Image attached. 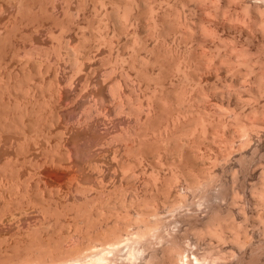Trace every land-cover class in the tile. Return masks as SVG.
Instances as JSON below:
<instances>
[{"label":"rangeland","instance_id":"rangeland-1","mask_svg":"<svg viewBox=\"0 0 264 264\" xmlns=\"http://www.w3.org/2000/svg\"><path fill=\"white\" fill-rule=\"evenodd\" d=\"M213 1L0 0V264H91L118 236L115 264L211 261L238 224L227 264L264 263V0Z\"/></svg>","mask_w":264,"mask_h":264},{"label":"bare ground","instance_id":"bare-ground-1","mask_svg":"<svg viewBox=\"0 0 264 264\" xmlns=\"http://www.w3.org/2000/svg\"><path fill=\"white\" fill-rule=\"evenodd\" d=\"M210 1H211V0H210ZM214 1H215V0H214ZM214 1H213V2H214ZM217 1L221 2L220 0H217ZM224 1H225V0H224ZM238 1H241V0H238ZM238 1H237V2H238ZM246 1H247V0H246ZM213 2H212V3H213ZM225 2H226V1H225ZM227 2H228V1H227ZM237 2H232V3H236V5H237ZM244 2H245V1H244ZM252 2H253V1H252ZM254 2H255V1H254ZM257 2H258V1H257ZM257 2H255V3H257ZM262 2H263V1H262ZM212 3H210V4H212ZM242 3H243V2H242ZM230 4H231V3H230ZM240 4H241V3H240ZM240 4H239V7H240ZM243 4H244V3H243ZM249 4H250V3H249ZM249 4H247V5H249ZM206 5H207V4H206ZM213 5H215V3H213ZM226 5H227V4H226ZM244 5H245V4H244ZM257 5H258V4H256V6H257ZM215 6H217V8H218L219 3L217 2ZM220 6H221V5H220ZM220 6H219V8H218L219 10H222L224 7L226 8V6H224L222 9H220ZM252 6H253V5H251V7H252ZM254 6H255V5H254ZM261 6H262V5H261ZM263 6H264V5H263ZM208 7H209V6H208ZM221 7H222V6H221ZM231 7H232V6H230V8H231ZM214 8H215V7H214ZM230 8H228V10H230ZM237 8H238V6H237ZM241 8H242L243 11H244V8H245V7L243 8V6H241ZM249 8H250V6H249ZM249 8H248V10H250ZM211 9H212V7H211ZM211 9H210V10H211ZM218 9H217V12L219 11ZM231 9H232V8H231ZM246 9H247V8H246ZM246 9H245V10H246ZM252 9H253V7H252ZM254 9H255V8H254ZM260 9L262 10V7H260L259 10H260ZM210 10H209V11H210ZM223 10H225V9H223ZM228 10L226 9L225 11H228ZM233 10H234V9H233ZM248 10H247V11H248ZM261 10H260V13H261V15H262V13H264V12H262ZM202 11H205V10H202ZM209 11H208V9H207L208 15H210V13H211V11H210V13H209ZM215 11H216V9H215ZM234 11H235V10H234ZM241 11H242V10H239V11L237 12V14H238L239 12H241ZM247 11H246V12H247ZM254 11L259 12V11H257V10H254ZM254 11H253V12H254ZM263 11H264V10H263ZM207 12H206V14H207ZM217 12H216V13H217ZM219 12H220V11H219ZM219 12H218V13H219ZM231 12H232V11H231ZM235 12H236V11H235ZM244 12H245V11H244ZM216 13L214 12V14H216ZM220 13H221V12H220ZM229 13H230V12H229ZM229 13H228V14H229ZM241 13L243 14V12H241ZM247 13H248V14H246V13H245V14L248 15V17H249V16H250V11L247 12ZM254 13H255V12H254ZM254 13H253V14H254ZM260 13H259V14H260ZM234 14H236V13H232V17H233V18H231L232 20L235 19ZM242 14H241V15H242ZM259 14H258V15H259ZM217 15H218V14H217ZM217 15H215L217 18H218V16H219V17L222 16L221 14H219L218 16H217ZM220 15H221V16H220ZM224 15H225V13H224ZM246 15H245V16H246ZM263 15H264V14H263ZM263 15H262V16H263ZM225 16H227V14H226ZM235 16L237 17L236 20H238V19L240 18V17L238 18V15H235ZM239 16H240V15H239ZM262 16H261V17H262ZM216 17H215V18H216ZM229 17H230V15H229ZM229 17H228V19H229ZM243 17H244V16H243ZM246 17H247V16H246ZM254 17H256V16H253V18H254ZM259 17H260V16H259ZM263 17H264V16H263ZM263 17H262V23L264 22V18H263ZM224 18H226V17H224ZM228 19H227V20H228ZM231 19H230V20H231ZM243 19L245 20V19H247V18H243ZM258 19H259V18H258ZM258 19H257V20H258ZM219 20H220V19H219ZM221 20H222V18H221ZM236 20H235L234 22H236ZM239 20H240V19H239ZM216 21H217V20H216ZM245 21H246V20H245ZM227 22H228V21H227ZM229 22H231V21H229ZM237 22H238V21H237ZM242 22L245 23L244 21H242ZM249 22H250V21H249ZM249 22H248V23H249ZM216 23H217V22H216ZM219 23H220V22H219ZM248 23H247V25H248ZM253 23H254V21H253ZM258 23H259V22H258ZM221 24H222V21H221ZM228 24H229V23H228ZM232 24L235 25V23H233V21H232ZM240 24H241V23H240ZM250 24H251V23H250ZM255 24H257V23H255ZM263 24H264V23H263ZM238 25H239V24H238ZM253 25H254V24H253ZM214 26H215V24H214ZM219 26H220V25H219ZM241 26H244V25H241ZM259 26H260V23H259ZM261 26H262V24H261ZM261 26H260V29L262 28ZM217 27H218V26H217ZM223 27H224V26H223ZM247 27H248V26H246L245 28H247ZM249 27H252V26H249ZM256 27H257V26H255V28H256ZM225 28H226V27H225ZM236 28H237V27H236ZM251 29H252V28H251ZM263 29H264V28H262V30H263ZM229 30H230V29H229ZM236 30H238V29H236ZM242 30H243V29H242ZM256 30H257V29H256ZM262 30H261V31H262ZM233 31H234V30H233ZM239 31H240V30H239ZM243 31H244V30H243ZM217 32H218V31H217ZM217 32H216V33H217ZM228 32H229V31H228ZM236 32H237V31H236ZM245 32H247V31H245ZM259 32H260V31H259ZM262 32H263V31H262ZM262 32H261V33H262ZM218 33H220V32H218ZM229 33H230V32H229ZM251 33H253V32H251ZM254 33H255V32H254ZM231 34H232V33H231ZM238 34H239V33H238ZM240 34H241V32H240ZM214 35H215V33H213V36H214ZM221 35H222V34H221ZM262 35L264 36V33H263ZM213 36H210V38H209V37H207V35H206L207 39H211V37L213 38ZM217 36H219V35L217 34ZM241 36H242V35H241ZM263 36H262V37H263ZM219 37H220V36H219ZM221 37H224V36H221ZM226 37H227V36H226ZM226 37H225V38H226ZM227 38L229 39V36H228ZM236 38H237V37H234V39H236ZM244 38H245V36H244ZM246 38H247V37H246ZM252 38H253V37H252ZM205 39H206V38H205ZM223 39H224V38H223ZM223 39H222V40H223ZM228 39H227V40H228ZM256 39H257V38H256ZM262 39H263V38H262ZM262 39H261V40H262ZM211 40H212V39H211ZM215 40H216V39H215ZM219 40H221V38H220ZM219 40H218V42H219ZM224 40H225V39H224ZM230 40H231V39H230ZM246 40H247V42H249V40H251V37L249 38V40H248V38H247ZM228 41H229V40H228ZM231 41H233V40H231ZM251 41H252V40H251ZM253 41H255V40H253ZM262 41H263V40H262ZM206 42H207V40H206ZM208 42H209V41H208ZM213 42H214V41H213ZM222 42H223V41H222ZM227 43H228V42H227ZM233 43H234V42H233ZM238 43H239V42H238ZM261 43H262V42H261ZM215 44H216V43H215ZM222 44H224V43H222ZM247 44H248V43H247ZM249 44H250V43H249ZM216 45H217V44H216ZM220 45H221V44H220ZM220 45H219V46H220ZM229 45H230V44H229ZM234 45H235V44H234ZM236 45H237V44H236ZM252 45H253V44H252ZM239 46H240V43H239ZM247 46H248V45H247ZM220 47H221V46H220ZM230 47H231V46H230ZM240 47H241V46H240ZM260 47H261V46H260ZM262 47H263V46H262ZM233 48H234V47H233ZM244 48H245V47L242 46L241 49H243V50H240V49H239V50L241 51L242 55H243V52H242V51H244ZM247 49H248V48H247ZM247 49H245V51H247ZM252 49H253V47H252ZM259 49H260V48H259ZM230 50H231V48H230ZM234 50H236V47L234 48ZM255 50H256V49H255ZM262 50H263V49H262ZM236 51H237V50H236ZM250 51H251V50H250ZM259 51H261V50H259ZM232 52H233V49H232ZM248 52H249V51H248ZM248 52H247V53H248ZM236 53L238 54V51H237ZM236 53H233V54H236ZM252 53H254V52H252ZM255 53H256V51H255ZM262 53H263V52H262ZM230 54H232V53H230ZM230 54H229V55H230ZM249 54H250V52H249L248 54H246V56L249 55ZM259 54H260V53H257L256 55H257V56H260ZM244 56H245V55H244ZM261 56H262V55H261ZM261 56H260V57H261ZM232 57H233V56H232ZM250 57H251V55H250ZM254 57H255V54H254ZM230 58H231V57H230ZM230 58H229V60H230ZM236 58H237V59L239 58V61H240V59H241L242 57L240 58V55H239V56H237ZM248 58H249V57H247V59H246V58H244V59L248 60ZM263 58H264V57H262V60H263ZM237 59H236V60H237ZM242 59H243V58H242ZM251 59H253V58H251ZM258 59H259V57H258ZM258 59H257V60H258ZM231 60H234V59H231ZM255 60H256V59H255ZM251 61H252V60H251ZM251 61H250V62H251ZM235 62H236V61L234 60V63H235ZM240 62H241V61H240ZM240 62H239V63H240ZM242 62L245 63V61H242ZM250 62H249V63H250ZM259 62H260V61H259ZM259 62H257V63H259ZM263 62H264V60H263ZM230 63H231V62H230ZM230 63H229V64H230ZM232 63H233V62H232ZM234 63H233V65L235 66ZM239 63H238V64H239ZM244 63L242 64V66L244 65ZM246 63H247V62H246ZM253 63H254V62H253ZM255 63H256V62H255ZM238 64H237V65H238ZM251 64H252V63H250V65H251ZM260 64H261V63H260ZM231 65H232V64H231ZM233 65H232V67H233ZM239 65H241V64H239ZM246 65H247V64H246ZM258 65H259V64H258ZM251 66H252V65H251ZM255 66H257V65H255ZM240 67H241V66H240ZM240 67H239V68H240ZM246 67H247V66H246ZM258 67H259V66H258ZM262 67H264V66H262ZM262 67H259V68H262ZM233 68H234V67H233ZM233 68H232V69H233ZM239 68H238V69H239ZM252 68H253V66H252ZM252 68H251V69H252ZM234 69H235V68H234ZM243 69H245V68L243 67ZM246 69H247V68H246ZM240 70L242 71V69H240ZM260 70H262V69H260ZM230 71H231V70H230ZM230 71H229V72H230ZM247 71H248V69H247ZM253 71H257V70H253ZM263 71H264V68H263ZM231 72H232V71H231ZM231 72H230V73H231ZM248 72H249V71H248ZM258 72H259V71H258ZM233 73H234V72H233ZM244 73H245V72H244ZM251 73H252V72H250L249 74H251ZM255 73H256V72H255ZM260 73H262V72H260ZM260 73H259V74H260ZM228 74H229V73H228ZM237 74H238V73H237ZM239 74H240V75H241V74L243 75V71H242V73H239ZM256 74H257V73H256ZM256 74H255V76H256ZM262 74H264V72H263ZM229 75H230V74H229ZM231 76L234 77L233 74H231ZM246 76H248V75H247V72H246ZM249 76L251 77L252 75H249ZM253 76H254V75H253ZM261 76H264V75H261ZM215 77H218V76H215ZM237 77H238V75H237ZM256 77H257V76H256ZM258 77H259V76H258ZM213 78H214V77H213ZM218 78H219V77H218ZM235 78H236V77H235ZM238 78H239V77H238ZM245 78H246V77H245ZM254 78H255V77H254ZM261 78L263 79V77H260V79H261ZM232 79H233V78H232ZM236 79H237V78H236ZM250 79H251V78H250ZM262 79H261V80H262ZM234 80H235V79H234ZM241 80H242V79H241ZM261 80H260V81H261ZM243 81H244V80H243ZM246 81H247V80H246ZM248 81H250V80H248ZM253 81H254V79H253ZM255 81H256V79H255ZM257 81H258V80H257ZM260 81H258V82H259L260 85H261V82H260ZM263 81H264V79L262 80V84H263ZM236 82H238V81H236ZM239 82H240V81H239ZM244 83H245V82H244ZM259 83H258V84H259ZM254 84H255V83H254ZM254 84H253V85H254ZM256 84H257V82H256ZM256 84H255V86H256ZM234 85H235V84H234ZM234 85H232V86L230 85V87H231V88H234ZM242 85H243V82H242ZM245 85H246V84H245ZM249 85H250V84H249ZM240 86H241V85H240ZM240 86H239V87H240ZM243 86H244V85H243ZM215 87H217V86H215ZM235 87H237V86H235ZM262 87L264 88V86H262ZM220 88H221V87H220ZM220 88H217V90L220 89ZM222 88L224 89V87H222ZM228 88H229V87H228ZM242 88H243V87H242ZM253 88H255V87H253ZM259 88H260V87H259ZM259 88H258V89H259ZM226 89H227V88H226ZM246 89H247V88H246ZM250 89H251V88H250ZM261 89H262V88H261ZM233 90H234V89H233ZM243 90L246 91L245 88H244ZM234 91H235V90H234ZM236 91H237V90H236ZM238 91H239V90H238ZM244 91H243V92H244ZM213 92H214V91H213ZM224 92H225V91H224ZM243 92H242V93H243ZM248 92H249V91H248ZM263 92H264V91H263ZM219 93H220V92H219ZM226 93H227V92H226ZM232 93H233V92H232ZM258 93H259V92H258ZM229 94H230V92H229ZM240 94H241V93H240ZM243 94H245V93H243ZM246 94H247V93H246ZM255 94H257V93H255ZM263 94H264V93H262V96H263ZM217 95H218V94H217ZM223 95H226V94L223 93ZM227 95H228V94H227ZM236 95H237V93H236ZM238 95H239V94H238ZM248 95H249V94H247V96H248ZM259 95H260V93H259ZM201 96H202V95H201ZM207 96H209V95H207ZM214 96H215V93H214ZM229 96H230V95H229ZM229 96H228V97H229ZM240 96H241V95H240ZM245 96H246V95H245ZM255 96H256V95H255ZM262 96H261V97H262ZM218 97H219V96H218ZM222 97H223V96H222ZM233 97H234V96H233ZM202 98H203V96H202ZM207 98H208V97H207ZM207 98H206V99H207ZM224 98H225V97H224ZM231 98H232V97H231ZM241 98H242V97H241ZM243 98H245V97H243ZM249 98H250V97H249ZM203 99H204V98H203ZM208 99H209V98H208ZM247 99H248V98H247ZM226 100H227V99H226ZM229 100H230V99H229ZM235 100H236V98H235ZM243 100H244V99H243ZM243 100H242V101H243ZM248 100H249V99H248ZM248 100H247V101H248ZM251 100H252V99H251ZM253 100H255V99H253ZM258 100H259V99H258ZM263 100H264V99H263ZM201 101H202V100H201ZM201 101H200V102H201ZM207 101H209V100H207ZM247 101H245V102H247ZM215 102L218 103V101H216V100H215ZM222 102H223V101H222ZM230 102H231V101H230ZM234 102H235V101H234ZM240 102H241V101H240ZM243 102H244V101H243ZM243 102H242V103H243ZM251 102H252V101H251ZM254 102H255V101H254ZM202 103H203V102H202ZM210 103L212 104L211 101H210ZM213 103H214V102H213ZM227 103H228V102H227ZM249 103H250V102H249ZM225 104H226V103H225ZM245 104H246V103H245ZM247 104H248V103H247ZM259 104H260V103H259ZM219 105H220V104H219ZM235 105H236V104H235ZM241 105H242V104H241ZM250 105H251V104H250ZM260 105H261V104H260ZM221 106H224V105H221ZM247 106L249 107V105H247ZM252 106H253V105H252ZM202 107H203V106H202ZM205 107H206V106H205ZM212 107H213V106H212ZM226 107H227V106H226ZM226 107H225V108H226ZM228 107H229V106H228ZM241 107H242V106H241ZM241 107H240V108H241ZM261 107H262V106H261ZM263 107H264V106H263ZM263 107H262V108L259 107L261 110H259V108H258V111H260V112H258V111L256 110L258 113H261V115L258 114L259 116H262V115H263L262 118H264V114L262 113V112H264V110H262V109H264ZM219 108H220V107H219ZM225 108H223V109H225ZM230 108H232V107H230ZM244 108H246V106H245ZM249 109H250V108H249ZM251 109H252V108H251ZM255 109H256V107H255ZM215 110H216V109H215ZM227 110H228V109H227ZM231 110H232V109H231ZM221 111H222V110H221ZM234 111H235V109H234ZM234 111H233V112H234ZM240 111H241V110H240ZM243 111H244V109H243ZM245 111H247V110H245ZM223 112H224V111H223ZM229 112H230V111H229ZM229 112H228V113H229ZM231 112H232V111H231ZM226 113H227V111H226ZM226 113H225V114H226ZM237 113H238V112H237ZM241 113H242V112H241ZM241 113H238V114H239L238 117H240V116L242 115ZM243 113H244V112H243ZM251 113H252V112H251ZM234 114H235V113H234ZM240 114H241V115H240ZM253 114H255V112H253ZM253 114H252V117H251V118H253ZM221 115H222V114H221ZM244 115L246 116V114H244ZM227 116H228V115H227ZM232 116H233V115H232ZM242 116H243V115H242ZM242 116H241V117H242ZM224 117H225V116H224ZM247 117L250 118L249 115H247ZM247 117H246V118H247ZM178 118H179V116H178ZM242 118H243V117H242ZM249 118H248V119H249ZM260 118H261V117H260ZM260 118L258 117L259 120H260ZM262 118H261V119H262ZM232 119H233V118H232ZM239 119H240V118H239ZM248 119H247V120H248ZM256 119H257V117H256ZM234 120H235V119H234ZM241 121H242V120H240V122H241ZM253 121L255 122V120H253ZM260 121H261V120H260ZM146 122H147V121H146ZM258 122H259V121H258ZM261 122L264 123V120H262ZM237 123H238V122H237ZM244 123H245V122H244ZM256 123H257V122H256ZM146 124H147V123H146ZM239 124H240V123H239ZM261 124H262V123H261ZM240 125H241V124H240ZM243 125H244V124H243ZM245 125H246V123H245ZM248 125H249V124H248ZM253 125H254V124H253ZM253 125H252V126H253ZM254 127H255V126H254ZM243 128H244V127H243ZM249 129H250V128H249ZM252 129H253V128H252ZM262 129H263V128H262ZM243 131H244V130L242 129V132H243ZM248 131H249V130H248ZM250 132H251V131H250ZM247 133H248V132H247ZM247 133H244V134H247ZM241 134H242V133H241ZM250 134H251V133H250ZM254 134H255V133H254ZM262 134H264V133H262ZM246 136H247V135H246ZM251 136H252V135H251ZM251 138H252V137H250V139H251ZM232 139H234V138H232ZM260 139H261V138H260ZM240 141H241V140H240ZM247 141H250V140H247ZM253 141H254V140H253ZM256 142H257V141H256ZM247 144H248V142H247ZM251 144H252V142H251ZM253 144H254V143H253ZM253 144H252V145H253ZM243 145H245V144L243 143ZM249 145H250V143H249ZM261 145H262V144H261ZM261 145H260V146H261ZM154 146H155V145H154ZM150 147H151V146H150ZM150 147H149L148 150H150L153 146H152L151 148H150ZM245 147H246V146H245ZM257 147H258V146H257ZM257 147H256V148H257ZM261 147L263 148V146H261ZM154 148H155V147H154ZM249 148H250V147H249ZM242 149H243V148H242ZM250 149H251V148H250ZM151 150H152V149H151ZM151 150H150V151H151ZM243 150H245V149H243ZM243 150H242V151H243ZM259 150H260V149H259ZM256 151H258V150H256ZM152 152H153V151H152ZM152 152H150V153H152ZM244 152H245V151H244ZM254 152H255V151H254ZM140 153H142V152H140ZM144 154H145V153H144ZM145 155H146V154H145ZM141 156H142V155H141ZM240 157H241V156H240ZM240 157H239V158H240ZM255 157H256V156H255ZM242 159H243V158H242ZM261 160H262V159H261ZM263 160H264V159H263ZM235 162H236V161H235ZM240 163H241V162H240ZM246 163H247V162H246ZM235 172H236V171H235ZM262 174H263V173H262ZM262 174H261V175H262ZM237 175H238V174H237ZM237 175H235V176H237ZM232 177H233V176H232ZM260 180H262V178H261ZM263 180H264V179H263ZM263 182H264V181H263ZM263 182H262V183H263ZM254 186H255V185H254ZM256 187H258V186H256ZM261 187H262V186H261ZM253 189H255V188H253ZM253 189H252V190H253ZM256 189H257V188H256ZM259 190H261V189H259ZM263 190H264V188H263ZM263 190H261V192H260V191H258V192H260L261 194H263V193H264V192H262ZM255 191H256V190H255ZM222 192H223V191H222ZM244 192H245V191H244ZM239 194H240V193H239ZM217 195H218V194H217ZM254 195H255V194H254ZM262 196H264V194H263ZM262 196H261V197H262ZM254 197H257V196H254ZM259 197H260V195H259ZM261 197H260V198H261ZM251 198H253V197H251ZM262 198H263V199H262L261 201L263 202V201H264V197H262ZM255 199H256V198H255ZM249 201H250V200H249ZM254 201H257V200H254ZM258 201H260V199H259ZM262 202H261L260 204H262ZM231 203H232V202H231ZM253 203H254V202H253ZM256 203H257V202H256ZM258 204H259V203H258ZM263 204H264V202H263ZM255 206H256V205H255ZM262 206H263V205H262ZM174 208H175V207H174ZM240 209H241V208H240ZM171 211H172V209H171ZM191 211H192V210H191ZM229 211H230V210H229ZM241 211H242V210H241ZM232 212H233V211H232ZM239 212H240V211H239ZM226 213H227V212H226ZM237 213H238V212H237ZM240 213H241V212H240ZM238 214H239V213H238ZM217 215H218V214H217ZM234 215H235V214H234ZM240 215H243V213L240 214ZM219 216H220V214H219ZM232 216H233V215H232ZM236 216H237V215H236ZM236 216H235V217H236ZM238 216H239V215H238ZM243 216L245 217V215H243ZM257 216H258V215H257ZM241 217H242V216H241ZM244 217H243V218H244ZM261 217H263V216H261ZM261 217H260V218H261ZM214 218H215V217H214ZM227 218H231V217L228 216ZM236 218H237V217H236ZM238 218H239V217H238ZM246 218H247V217H246ZM248 218H249V217H248ZM258 218H259V217H258ZM216 219H217V218H216ZM231 219H232V218H231ZM234 219H235V218H234ZM211 220H212V219H211ZM227 220H228V219H227ZM257 220H258V219H257ZM217 221H218V220H217ZM236 221H237V220H236ZM239 221H240V220H239ZM258 221H259V220H258ZM260 221H263V224H264V217H263V220H260ZM211 222H213V221H211ZM221 222H222V221H221ZM226 222H227V223H226V225H227V224H228V221H226ZM230 222H233V220L230 221ZM242 222L245 224V220H242ZM155 223H157V221H156ZM214 223H215V222H214ZM219 223H220V222H219ZM223 223H224V222H223ZM237 223H238V222H237ZM239 223H240V222H239ZM249 223H250V222H249ZM255 223H256V222H255ZM160 224H161V223H160ZM207 224H209V223H207ZM215 224H217V223H215ZM230 224H231V223H230ZM233 224H234V223H233ZM251 224H252V223H251ZM161 225H162V224H161ZM175 225H176V224H175ZM235 225H236V222H235ZM239 225H240V226H239ZM245 225H246V224H245ZM258 225H259V224H258ZM261 225H262V222H261ZM261 225H260V226H261ZM148 226H149V225H148ZM154 226H155V225H154ZM154 226H153V228H154ZM156 226H157V225H156ZM156 226H155V229H159V228H161V226H160L159 224H158V228H157ZM159 226H160V227H159ZM205 226H206V225H205ZM205 226H204L203 230L206 229ZM211 226H213V225H211ZM214 226H215V225H214ZM214 226H213V228H215ZM232 226H233V225H232ZM232 226H229V227L232 228ZM236 226H237V225H236ZM250 226H251V225H250ZM170 227H171V226H170ZM220 227H221V224H220ZM227 227H228V226H227ZM229 227H228V228H229ZM237 227H238V228L234 227V228H236L237 230H235V229L233 230V229H232L234 232L231 233V234L234 235V236L232 235L233 237L237 236V237L233 238L234 240L231 239V238L228 239V238L226 237V236L232 237L231 235H227V234L225 235L223 232H221L222 229H223L222 227H221L222 229H221L220 231L218 230V231L220 232L221 235L223 234V235L225 236L224 238L227 239V241L229 240V241H231L232 243H231L230 247H229V245L227 246V249H223V248L220 247L221 249L219 248L220 250H218V251L216 250V253H213V255L210 254V256L212 255V260H211V261L208 259V257H206V256H204V257H201V256H200V257H199V256L196 255L195 253H190V255H191V254H193V255H192V256H189V255L186 253V252H187L186 250H187L188 248H187V249L184 248V250H182L183 245L181 244V245H182L181 249H178V248H177V247H178V244H177V246L174 247V248H175V249H178V250H174V248L171 247V246H170V248H171L172 250H167V249H166L167 251H165V252H166V256H164V260H165V261H164V264H227V263H228V259L230 258V255L233 254V252H235V250H238V249H239L240 252H242V251H243L246 247H248V245L251 243V237H250V236L252 235L251 232H250V234H251L250 236H249L248 233H245V232H247V231H245L246 227L243 229V227H244L243 224H238ZM240 227H241L242 230L240 229ZM253 227H254V226H253ZM253 227H252V228H253ZM150 228H152V224H151V227L148 228V232H150V231H149ZM211 228H212V227H211ZM213 228H212V229H213ZM217 228H218V225H217ZM231 228H229V229H231ZM249 228H250V227H249ZM252 228H250V229H252ZM141 229H142V228H141ZM146 229H147V227H146ZM155 229H151V231H153V230H155ZM239 229H240L241 232H239ZM247 229H248V228H247ZM247 229H246V230H247ZM250 229H249V230H250ZM260 229H261V228H260ZM159 230H160V229H159ZM164 230H165V229H164ZM168 230H169V229H168ZM213 230H214V232H215V229H213ZM213 230H212V231H213ZM227 230H228V229H227ZM232 230H231V231H232ZM249 230H248V231H249ZM256 230H257V229H256ZM263 230H264V229H263ZM143 231H146V230H142V232H143ZM216 231H217V230H216ZM224 231H225V230H224ZM235 231H236L239 235H238ZM242 231H243L244 233H243ZM259 231H260V230H258V232H259ZM142 232L140 231V233H142ZM146 232H147V231H146ZM205 232H206V231H205ZM207 232H208L207 234H209V231H207ZM219 232H218V233H219ZM227 232H229V230H228ZM131 233H132V232H131ZM150 233H152V232H150ZM159 233H160V232H159ZM165 233H167V232H165ZM215 233H216V232H215ZM240 233H243V235H240ZM136 234H137V233H136ZM138 234H139V232H138ZM156 234H157V233H156ZM162 234H163V233H162ZM201 234H202V233H201ZM204 234H205V233H204ZM216 234H217V233H216ZM216 234H215V235H216ZM220 234L218 235V237H220V238H218V239H219V240L222 239V240H220V241H223L224 238H223L222 236H220ZM236 234H237V235H236ZM129 235H130V234H129ZM139 235H140V234H139ZM145 235H146V233L144 232V236H145ZM211 235H213V233H211ZM215 235H214V236H215ZM140 236H143V234L140 235ZM140 236L137 235V238L139 237L140 239H142V237H140ZM144 236H143V237H144ZM148 236H151V234H149ZM156 236L158 237V235H156ZM162 236L164 237L165 235H162ZM173 236H174V235H173ZM214 236H212V237H214ZM118 237H119V236H118ZM118 237H117V242H118V244H119V242H120V244H121L123 241H122V242H121V241H118L119 239H121V238H118ZM146 237H147V235H146ZM160 237H161V236H160ZM113 238H116V237L114 236ZM131 238H132V237H131ZM133 238H134V237H133ZM139 238H138V239H139ZM154 238H155V237H154ZM158 238H159V237H158ZM167 238H168V237H167ZM214 238H216V236H215ZM123 239H124V238H123ZM140 239H139V240H140ZM151 239H152V238H150V240H151ZM184 239H185V238H184ZM225 239H224V241H226ZM230 239H231V240H230ZM112 240H113V239H112ZM133 240H134V239H132V241H133ZM139 240H137V241H139ZM143 240H144V238H143ZM182 240H183V239H182ZM215 240H216V239H215ZM219 240H218V241H219ZM113 241H114V240H113ZM113 241H112V242H113ZM127 241H128V240H127ZM132 241H131V242H132ZM135 241H136V240H135ZM137 241H136V242H137ZM175 241H176V240H175ZM252 241H253V238H252ZM254 241H257L258 244H260V245H259V247L261 246L260 248H262V246L264 247V231H263V232L261 231V233L259 234V239H258V240H254ZM112 242H110V243H112ZM114 242H115V241H114ZM125 242H126V241H125ZM150 242H152V241H150ZM153 242H154V241H153ZM172 242H174V241L172 240ZM182 242H183V241H182ZM107 243L109 244V242H107ZM107 243H106V245H107ZM132 243H133L134 245H136L134 241H133ZM132 243H130V244L133 245ZM138 243H140V242H138ZM142 243H143V242H142ZM168 243H169V242H168ZM219 243H220V242H219ZM222 243H223V242H222ZM113 244H114V243H113ZM118 244H116V246H115L113 249L111 248V251H110V250H108V251L103 250V248H102V249H99V250H101L100 252H96V251L93 249V250L96 252V253L93 252L94 254L90 251L91 254H92L91 256H92V258H93L91 264H115L116 257H115L114 255H113L114 257H112V258H111V257H108L107 253H108V252H114V253H116V255H118V252L120 251V247H119ZM130 244H129V246H130ZM148 244H149V243H148ZM174 244H175V243H174ZM185 244H186V243H185ZM187 244H188V243H187ZM187 244H186V245H187ZM251 244H252V243H251ZM103 245H104V244H103ZM103 245H102V246H103ZM106 245H105V246H106ZM142 245H143V244H142ZM142 245H140V246H142ZM181 245H180V246H181ZM222 245H223V244H222ZM256 245H257V244H256ZM256 245H255V246H256ZM108 246H110V245H108ZM122 246H123V245H122ZM137 246L139 247L138 244H137ZM152 246H153V244H152ZM152 246H150V247H152ZM157 246H158V245H157ZM157 246H156V247H157ZM173 246H174V245H173ZM257 246H258V245H257ZM99 247H100V246H99ZM103 247H104V246H103ZM127 247H128V246H127ZM127 247H126V249H127ZM132 247H133V246H132ZM132 247H131V248H132ZM134 247H135V246H134ZM138 247H137L136 249H138ZM223 247H224V246H223ZM228 247L230 248V250H228ZM249 247H250V246H249ZM109 248H110V247H109ZM122 248H123V247H121V250H122ZM124 248H125V247H124ZM166 248H169V247H166ZM224 248H226V247H224ZM251 248H252V247H251ZM257 248H258V247H257ZM97 249H98V248H97ZM139 249H140V248H139ZM193 249H194V248H193ZM213 249H214V248H213ZM255 249H256V248H255ZM163 250H164V249H163ZM188 250H189V249H188ZM214 250H215V249H214ZM247 250H248V248H247ZM259 250H260V249H259ZM261 250H262V249H261ZM97 251H98V250H97ZM140 251H141V249H140ZM184 251H185V252H184ZM250 251H251V250H250ZM250 251H249V252H250ZM257 251H258V250H257ZM123 252H124V251H122V253H123ZM141 252H142V251H141ZM162 252H163V251H162ZM162 252H161V254H163ZM236 252H237V251H236ZM240 252H239V253H240ZM247 252H248V251H247ZM255 252H256V251H255ZM260 252H261V251H260ZM263 252H264V251H263ZM120 253H121V251H120ZM152 253H153V252H152ZM156 253H157V252H156ZM185 253H186V254H185ZM198 253H199V252H198ZM243 253L245 254V252H242V254H243ZM253 253H254V252H253ZM150 254H151V253H150ZM248 254H249V253H248ZM255 254H256V253H255ZM85 255H86V254H85ZM110 255H111V253H110ZM130 255L132 256V255H134V253L130 252ZM156 255H157V254H156ZM206 255H207V254H206ZM260 255L263 256L262 253H260ZM260 255H259V256H260ZM79 256H81V255H79ZM89 256H90V255H89ZM118 256H119V255H118ZM124 256H125V255H124ZM135 256H136V255H135ZM188 256L191 257V259H189ZM232 256H234V255H232ZM232 256H231V258H232ZM250 256H251V258H252L253 256H256V255L253 254V256H252V255H250ZM257 256H258V255H257ZM74 257H75V256H74ZM87 257H88V256H87ZM126 257H127V256H126ZM156 257H157V256H156ZM160 257L163 258V256H160ZM192 257H193V258H192ZM241 257H242V255H241ZM244 257H245V256H244ZM244 257L242 258L243 260H244ZM263 257H264V256H263ZM82 258H83V257H82ZM122 258H123V257H122ZM153 258H155V257H153ZM158 258H159V257H158ZM209 258H210V257H209ZM237 258H238V257H237ZM246 258H247V257H246ZM249 258H250V257H249ZM249 258H248V259H249ZM255 258H257V260L259 261V264H260V261H261L260 258H262V257H255ZM258 258H259L260 260H259ZM72 259H73V258H72ZM77 259H78V258H77ZM80 259H81V257H80ZM89 259H90V258H89ZM128 259H129V258H128ZM143 259H144V258H143ZM233 259H234V257H233ZM253 259H254V258H253ZM83 260H84V258H83ZM117 260H118V259H117ZM120 260H121V259H120ZM120 260H119V262H120ZM126 260H127V259H126ZM153 260H154V259H153ZM159 260H160V259H159ZM235 260H236V257H235ZM239 260H240V259H239ZM257 260L255 259V261H257ZM64 261H65V260H64ZM66 261H67V260H66ZM78 261H79V260H78ZM128 261H129V260H128ZM154 261H155V260H154ZM240 261H241V260H240ZM245 261H246V260H244L243 263H244ZM250 261H253V260H249V262H250ZM68 262H69V261H68ZM72 262H73V261H72ZM149 262H151L152 264H155V263L152 262V261H149ZM262 262H263V260H262ZM58 263H59V261H58ZM63 263H64V262H63ZM69 263H70V262H69ZM87 263H88V262H87ZM117 263H118V262H117ZM230 263H231V262H230ZM245 263H246V262H245ZM253 263H254V262H253ZM122 264H123V263H122ZM149 264H150V263H149ZM161 264H163V263H161ZM257 264H258V263H257ZM261 264H264V263H261Z\"/></svg>","mask_w":264,"mask_h":264}]
</instances>
